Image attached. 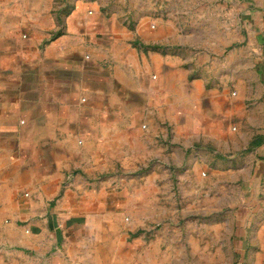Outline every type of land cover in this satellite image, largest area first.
Masks as SVG:
<instances>
[{
    "label": "crops",
    "instance_id": "1",
    "mask_svg": "<svg viewBox=\"0 0 264 264\" xmlns=\"http://www.w3.org/2000/svg\"><path fill=\"white\" fill-rule=\"evenodd\" d=\"M231 122L264 133V0H0V264L194 257L149 231L155 168L107 175L228 149Z\"/></svg>",
    "mask_w": 264,
    "mask_h": 264
},
{
    "label": "rangeland",
    "instance_id": "2",
    "mask_svg": "<svg viewBox=\"0 0 264 264\" xmlns=\"http://www.w3.org/2000/svg\"><path fill=\"white\" fill-rule=\"evenodd\" d=\"M230 136L225 150L196 144L178 163L137 165L123 178L108 172L109 188L119 191L147 183L135 174L155 168L150 190L167 212L155 213L149 231L174 220L191 231L196 254L182 264H259L264 253V133L231 122Z\"/></svg>",
    "mask_w": 264,
    "mask_h": 264
},
{
    "label": "trees",
    "instance_id": "3",
    "mask_svg": "<svg viewBox=\"0 0 264 264\" xmlns=\"http://www.w3.org/2000/svg\"><path fill=\"white\" fill-rule=\"evenodd\" d=\"M256 138H258V137H255L254 139H256ZM253 142L257 143L255 140H253Z\"/></svg>",
    "mask_w": 264,
    "mask_h": 264
}]
</instances>
